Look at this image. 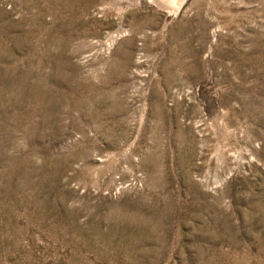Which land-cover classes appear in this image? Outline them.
<instances>
[{"label":"rangeland","instance_id":"obj_1","mask_svg":"<svg viewBox=\"0 0 264 264\" xmlns=\"http://www.w3.org/2000/svg\"><path fill=\"white\" fill-rule=\"evenodd\" d=\"M181 1L0 0V264H264V0Z\"/></svg>","mask_w":264,"mask_h":264},{"label":"bare ground","instance_id":"obj_2","mask_svg":"<svg viewBox=\"0 0 264 264\" xmlns=\"http://www.w3.org/2000/svg\"><path fill=\"white\" fill-rule=\"evenodd\" d=\"M158 5L165 6L172 10H176L181 4V0H154ZM169 9V10H170ZM128 33V32H127ZM119 41V40H118ZM248 145V144H247ZM247 151V150H246ZM233 153V152H232ZM252 154V153H251ZM255 155V154H254ZM252 157V156H251ZM233 159V158H232Z\"/></svg>","mask_w":264,"mask_h":264}]
</instances>
